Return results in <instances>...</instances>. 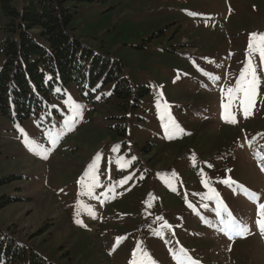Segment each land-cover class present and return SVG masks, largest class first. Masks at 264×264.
<instances>
[{"label":"rangeland","instance_id":"obj_1","mask_svg":"<svg viewBox=\"0 0 264 264\" xmlns=\"http://www.w3.org/2000/svg\"><path fill=\"white\" fill-rule=\"evenodd\" d=\"M70 5L74 33L95 52L123 60L134 85L148 92L139 107L126 110L112 84H72L40 118L0 116V225L56 264H130L134 251L137 261L146 251L155 264H178L181 247L198 264H264L258 206L245 192L264 203V161L257 159L264 156V71L257 68L261 84L253 114L244 118L233 109L235 125L222 118L228 102L222 89L235 84L250 34L264 33V0ZM4 23L0 8V42ZM68 95L84 106L82 118L43 159L26 147L17 125L29 140L52 149L46 133L62 130L72 115ZM158 98L183 129L172 139L164 134ZM122 124L125 136L117 128ZM97 154L99 184L93 196L81 195L79 181ZM5 195L15 198L7 202ZM218 206H227L253 234L230 240L218 230Z\"/></svg>","mask_w":264,"mask_h":264},{"label":"trees","instance_id":"obj_2","mask_svg":"<svg viewBox=\"0 0 264 264\" xmlns=\"http://www.w3.org/2000/svg\"><path fill=\"white\" fill-rule=\"evenodd\" d=\"M71 1L0 0L5 19V37L0 42V116L14 121L40 118L49 111L53 98H64L65 89L72 84L81 89L97 87L100 82L112 84L124 109L140 106L148 87H136L123 60L95 52L74 33ZM57 87L61 93L53 91ZM117 128L121 136L127 135L126 124ZM13 198L5 195L3 199L10 202ZM0 261L56 264L1 225Z\"/></svg>","mask_w":264,"mask_h":264},{"label":"snow or ice","instance_id":"obj_3","mask_svg":"<svg viewBox=\"0 0 264 264\" xmlns=\"http://www.w3.org/2000/svg\"><path fill=\"white\" fill-rule=\"evenodd\" d=\"M190 15H196L195 13H190ZM247 59L244 62V66L239 72L238 78L235 81L233 86L227 88L226 93L222 89V96L226 94L227 103H222L223 113L222 118L226 123L229 124H237L236 111H242L243 117L248 118L253 114V109L256 106L257 95L259 91V87L261 84V76L257 72V68L259 67L262 71H264V33L253 32L250 34L249 42L246 49ZM257 57L259 58L257 60ZM205 75H211L210 73H205ZM214 80H219L220 77L214 76L212 77ZM50 80L51 77H48ZM56 93H61L62 89L57 87L53 89ZM110 95V93H108ZM99 99V97H97ZM72 115H69L66 119H64L63 124L64 128L60 131L53 132L49 130L46 134L48 139L52 144V149L46 148L43 145L37 143L35 139L29 140L27 133L23 128H20L17 125L18 130L21 133V136L24 138V143L26 147L29 148L34 154L41 156L43 159H47L50 152L55 148L58 144L60 138L68 131L74 130V125L77 119L82 118L84 106L80 103L76 102L72 99L70 95H68L67 100L65 101ZM235 102V103H234ZM156 107L161 110L160 119L163 122L164 134L167 138L172 139L178 133H182L183 129L180 128L175 121L172 119L169 106L167 102H163L158 98L156 100ZM113 152L118 151V146H114L112 148ZM101 159V154H97L94 157V162L89 165L88 170L84 173V176L79 181L81 185V195L93 196V189L96 188L99 184V180L96 176V163L95 161H99ZM133 160L135 157L132 158ZM257 159L264 161V156L257 154ZM117 163L120 164V161L117 160ZM125 165L120 164V167L123 168ZM261 171H264V163L260 165ZM131 177H125L124 180L118 181V184H124ZM224 184H228L229 181H223ZM204 186L209 187L208 181H204ZM243 187V186H241ZM245 192L248 194L250 199L257 203L258 211L257 218L255 220V224L259 231V234L264 237V203H259L260 197L257 193L251 192L245 189ZM211 198V197H208ZM219 203V202H218ZM82 207L87 208L86 205H81ZM189 207H192L189 204ZM207 207V206H206ZM223 213V214H222ZM79 211L77 215H79ZM90 215L94 216V213L89 211ZM217 215L221 216L219 221L220 227L219 231L223 232L228 236L230 240H234L237 237H247L248 235H252L251 229L247 223H245L242 219H237L232 215V213L228 210L227 206L217 207ZM77 223H81L80 220H77ZM164 227H168V225H164ZM160 235L159 232L156 233ZM141 260L137 261V254L134 251L132 254V259L130 260V264H155V261L152 260L150 254L146 251H141ZM178 264H198V262L192 259L186 250L182 247L179 249V258Z\"/></svg>","mask_w":264,"mask_h":264}]
</instances>
